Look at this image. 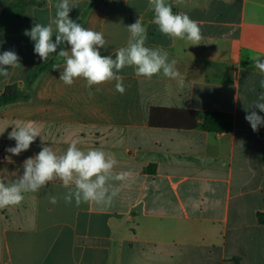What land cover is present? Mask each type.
I'll return each mask as SVG.
<instances>
[{
    "label": "crops",
    "instance_id": "1",
    "mask_svg": "<svg viewBox=\"0 0 264 264\" xmlns=\"http://www.w3.org/2000/svg\"><path fill=\"white\" fill-rule=\"evenodd\" d=\"M58 2L0 0V54L14 51L21 64L0 76V95L12 85L20 92L0 107V181L17 180L42 146L63 154L73 140L113 155L115 171L130 176L109 207L66 203L56 179L0 209V264H264L263 139L245 119L259 114L251 106L264 93L254 65L264 59V0H167L198 22L195 46L163 35L148 0H73L70 18L103 33L101 55L115 58L139 18L146 46L176 61L183 87L125 67L124 94L114 81L99 92L83 79L65 85L63 59L35 54L25 30L47 25ZM27 121L41 127L43 144L37 137L12 155L9 133Z\"/></svg>",
    "mask_w": 264,
    "mask_h": 264
},
{
    "label": "clouds",
    "instance_id": "2",
    "mask_svg": "<svg viewBox=\"0 0 264 264\" xmlns=\"http://www.w3.org/2000/svg\"><path fill=\"white\" fill-rule=\"evenodd\" d=\"M154 11L153 24L165 36L172 39H186L191 45H199L202 40L201 28L197 21L186 13H174L172 5L167 0H148ZM77 5L73 0H59L55 5V15L49 17L47 25L34 23L25 35L35 42L34 52L41 61L47 62L53 54L64 61L59 79L71 86L76 79L86 81V87L100 91V85L115 82V90L124 94L123 78L118 73L125 67H132L137 77L151 79L163 75L172 80H178L183 87V79L175 67L176 61L169 60V53L160 47H148L147 30L138 18L126 26L130 33L127 44L120 47L112 55H101L100 49L105 48L107 41L102 32L83 27L70 18V11ZM53 36L55 40L53 41ZM67 44L69 49L61 47ZM60 50L57 52V49ZM255 68L264 74V59L254 58ZM20 58L14 51H4L0 54V76L8 78L9 69L20 67ZM60 68L52 65L53 70ZM264 88V80L260 81ZM89 96L93 95L89 91ZM264 112V93L260 94L251 107ZM245 119L254 132L264 125V117L251 111ZM42 129L35 122L17 123L9 133V139L16 141L15 147L7 149L12 155H19L30 148L37 137L41 138ZM73 140L63 154L49 146H42L41 151L24 161L23 174L10 184L0 181V209L19 205L25 193H35L47 186L53 180L59 179L64 188L68 189L64 196L66 203L75 200L77 206L81 203L95 204L101 207L112 205L128 181L129 172H116L118 161L113 155L101 149L90 148L87 151L77 146ZM118 182V183H116ZM57 198L50 197V203L56 204Z\"/></svg>",
    "mask_w": 264,
    "mask_h": 264
},
{
    "label": "trees",
    "instance_id": "3",
    "mask_svg": "<svg viewBox=\"0 0 264 264\" xmlns=\"http://www.w3.org/2000/svg\"><path fill=\"white\" fill-rule=\"evenodd\" d=\"M20 99V92L17 86L12 85L8 86L5 91L0 95V107L4 105H8L14 103ZM259 115L264 117V112H259ZM261 136L263 139V161H264V125L261 126ZM260 221L264 224V214L260 215Z\"/></svg>",
    "mask_w": 264,
    "mask_h": 264
}]
</instances>
